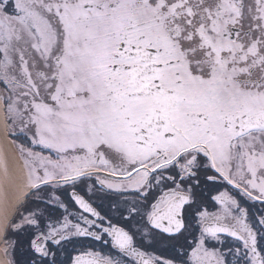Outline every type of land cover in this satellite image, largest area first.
<instances>
[{"label":"snow or ice","instance_id":"obj_1","mask_svg":"<svg viewBox=\"0 0 264 264\" xmlns=\"http://www.w3.org/2000/svg\"><path fill=\"white\" fill-rule=\"evenodd\" d=\"M0 245L264 264V0H0Z\"/></svg>","mask_w":264,"mask_h":264},{"label":"flooded vegetation","instance_id":"obj_2","mask_svg":"<svg viewBox=\"0 0 264 264\" xmlns=\"http://www.w3.org/2000/svg\"><path fill=\"white\" fill-rule=\"evenodd\" d=\"M218 207H219V206H218V205H215L214 202L209 204V210H210V211H211V210H215V209L218 208ZM2 247H3V246L1 245V248H2ZM96 247L99 248L102 252L107 253V251H108V249H107L106 247H101L100 245H97Z\"/></svg>","mask_w":264,"mask_h":264},{"label":"water","instance_id":"obj_3","mask_svg":"<svg viewBox=\"0 0 264 264\" xmlns=\"http://www.w3.org/2000/svg\"><path fill=\"white\" fill-rule=\"evenodd\" d=\"M0 248H1V245H0ZM0 258H3V257H2V254H0Z\"/></svg>","mask_w":264,"mask_h":264}]
</instances>
